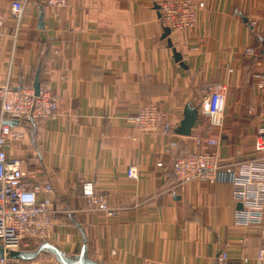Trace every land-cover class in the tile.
<instances>
[{"label": "crops", "instance_id": "crops-1", "mask_svg": "<svg viewBox=\"0 0 264 264\" xmlns=\"http://www.w3.org/2000/svg\"><path fill=\"white\" fill-rule=\"evenodd\" d=\"M14 1L0 0V85L33 88L40 71V91L61 98L56 118L17 123L24 139L7 146L10 159L23 161L29 187L54 189L59 213L49 242L71 256L86 246L101 264H264V222L235 226L232 185L179 186L172 166L207 150L209 139L223 162L254 156L264 131V91L254 76L264 70V0H194L204 3L195 27L169 37L153 0H67L58 10L22 0L19 31ZM214 83L226 87L223 126L199 119L190 136L176 133L187 104L200 113ZM149 105L165 114L171 133L137 128V112ZM87 184L115 215L84 195ZM11 264L59 263L44 253Z\"/></svg>", "mask_w": 264, "mask_h": 264}, {"label": "built area", "instance_id": "built-area-1", "mask_svg": "<svg viewBox=\"0 0 264 264\" xmlns=\"http://www.w3.org/2000/svg\"><path fill=\"white\" fill-rule=\"evenodd\" d=\"M160 7V19L164 28L171 33L193 29L199 11L204 3L194 0H153ZM67 0H47V5L64 8ZM25 5L22 0H15L11 5V13L18 30ZM3 21L0 18V27ZM14 41L16 36L14 35ZM254 55L253 50H248ZM9 76V75H7ZM257 85L264 91V70L255 75ZM226 87L222 84H211L204 96L198 120L210 127H221L224 123ZM61 98L50 91H40L38 95L32 87L14 88L5 81L0 85V246L5 250V257L0 264H11L10 251H30L34 243L50 240L56 225L57 209L51 194L54 189L50 183L29 187V175L24 171L23 161L10 159L7 146L10 142H21L24 134L6 121L17 123H36L47 118H56L60 113ZM137 128L142 133L172 132V126L166 121L156 105L139 109L135 116ZM198 144L203 141L198 140ZM207 150L191 153L173 162V170L177 183L182 186L199 179L210 183L228 182L233 187V198L241 208L236 213L235 226L247 228L261 227L264 222V131H260L254 143V156L251 159L223 162L214 139L206 141ZM208 148H212L208 149ZM158 166H162L159 163ZM128 177L137 178L134 167L128 169ZM84 195L108 217L116 214L107 202L94 194L91 185L84 186ZM227 255L222 253L221 261ZM258 259L264 261V244L258 253Z\"/></svg>", "mask_w": 264, "mask_h": 264}, {"label": "water", "instance_id": "water-1", "mask_svg": "<svg viewBox=\"0 0 264 264\" xmlns=\"http://www.w3.org/2000/svg\"><path fill=\"white\" fill-rule=\"evenodd\" d=\"M157 10L160 9L158 5H155ZM170 30L165 28V37L170 36ZM170 46H172L171 40L169 41ZM174 57L176 61L180 62L182 66L184 63L182 62V56L180 53L174 51ZM40 71L37 72L35 83H34V91L35 94L38 95L40 93ZM198 109L193 107L190 103L187 104L185 111H184V118L180 124V127L176 130V133L183 135V136H190L192 128L195 127L196 122L198 120ZM7 124L14 126L17 124L16 121L8 120L6 121ZM241 208V205H239ZM87 247L84 246L79 255L71 256L67 255L63 252L60 248L53 245L48 241H44L39 244V246L30 251H10L8 256L11 260L16 261H32L38 258L41 254L48 253L52 255L59 264H101L100 262L94 261L88 257ZM5 257V250L2 246H0V259Z\"/></svg>", "mask_w": 264, "mask_h": 264}, {"label": "rangeland", "instance_id": "rangeland-1", "mask_svg": "<svg viewBox=\"0 0 264 264\" xmlns=\"http://www.w3.org/2000/svg\"><path fill=\"white\" fill-rule=\"evenodd\" d=\"M39 244H40V243H37V242L34 243V245H32V246H33V250H34L35 248H37V247L39 246ZM34 246H35V247H34Z\"/></svg>", "mask_w": 264, "mask_h": 264}, {"label": "trees", "instance_id": "trees-1", "mask_svg": "<svg viewBox=\"0 0 264 264\" xmlns=\"http://www.w3.org/2000/svg\"><path fill=\"white\" fill-rule=\"evenodd\" d=\"M32 250V249H31Z\"/></svg>", "mask_w": 264, "mask_h": 264}]
</instances>
